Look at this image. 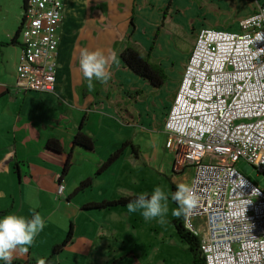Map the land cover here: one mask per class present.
<instances>
[{
	"label": "rangeland",
	"instance_id": "obj_1",
	"mask_svg": "<svg viewBox=\"0 0 264 264\" xmlns=\"http://www.w3.org/2000/svg\"><path fill=\"white\" fill-rule=\"evenodd\" d=\"M3 1V8L0 10V41L7 40L8 31L12 33L16 31L23 15V9L20 8L21 0ZM192 2L196 6L197 13V8L200 12L204 11L199 16L195 13V19H205L209 16L232 31L238 29L237 25L241 19L249 17L258 6L264 4V0H214L209 5L199 0ZM182 3L188 4V0H182ZM183 9L184 14L178 20L183 18L184 24L187 20L184 18L190 16L193 9L188 7ZM196 23L197 21L190 22L189 29H186L180 28L183 24L176 25L175 19L166 21L160 33V40L174 35L178 54L175 50L170 54L172 63L175 64L177 59L188 55L193 48L197 31L193 30L191 36L189 33L190 29L197 28ZM202 27L208 26L202 25ZM15 53L16 50L11 47L8 50L2 49L1 55L9 57L8 68L11 67ZM160 60L158 58L156 62ZM167 71L170 74L171 68H167ZM10 72L6 73L7 76L12 75ZM174 77L175 83L168 90L169 94L176 91V84L179 82L178 73ZM2 94L0 96V190L7 191L5 197L0 199V209H9L13 205L8 214L20 215L27 219L32 213L37 212L45 221L43 231L35 238L29 251L24 254L18 250L13 251L12 258H20L21 255L26 257L28 253L35 260L46 258L51 246L65 238L72 224V244L66 246L59 255L58 264H106L112 252L119 248L115 235L125 230L130 231L131 234L129 242L134 246L136 264H193L191 255L186 250L187 246L180 242L171 225L176 218L171 215L172 210L176 208L171 200L168 204L167 222L163 225L155 219L146 222L139 213L129 214L127 207L82 210L87 204L139 194L140 190L151 194L156 186L172 192L170 176L175 153L169 136L164 130L158 129L157 121L148 123L149 121L142 117L138 118L131 108L132 103L125 99L118 103L119 111L116 119L102 118L101 127L100 110L89 111L83 131L94 140V151L73 150L69 171L62 175L61 182H58L64 186V196L58 197L56 195L58 178L54 179V175L61 174L82 113L62 103L51 93L23 91L17 93L5 89ZM167 98L170 99L168 96ZM141 122L146 123L141 126ZM47 138H55L60 142L63 148L62 155L56 156L44 151V142ZM13 140L17 159L21 158L26 163L24 165L30 169L27 177L23 174L24 171L20 172L19 181L13 171V158L10 154ZM125 142L128 146L121 155L104 171H99L107 159ZM132 146L140 153L137 163L130 154ZM35 163L39 165L35 166ZM133 163L135 165H132ZM42 165L51 167L53 170L50 171L51 174L49 171H38V167L43 169ZM236 169L252 183L264 187V177L258 175L244 160L236 163ZM192 175V167L182 170L176 178V188L180 184L188 185ZM87 178L91 179L90 187L73 196V191ZM70 196L72 197L67 203L65 199ZM125 220L128 224L124 223ZM201 223L200 219L194 220L193 226L200 228ZM156 245L162 250L154 251ZM144 250H150L146 253V258L142 256Z\"/></svg>",
	"mask_w": 264,
	"mask_h": 264
},
{
	"label": "built area",
	"instance_id": "obj_2",
	"mask_svg": "<svg viewBox=\"0 0 264 264\" xmlns=\"http://www.w3.org/2000/svg\"><path fill=\"white\" fill-rule=\"evenodd\" d=\"M64 4L26 1L17 90L54 92ZM163 130L173 171L193 168L196 204L183 227L198 239L205 264H264V187L236 169L244 160L264 177V4L236 31L197 32ZM63 192L58 184L56 195Z\"/></svg>",
	"mask_w": 264,
	"mask_h": 264
},
{
	"label": "crops",
	"instance_id": "obj_3",
	"mask_svg": "<svg viewBox=\"0 0 264 264\" xmlns=\"http://www.w3.org/2000/svg\"><path fill=\"white\" fill-rule=\"evenodd\" d=\"M213 1L214 0H199V2H206L208 5L212 4ZM21 2L23 5L22 0ZM3 4L4 1L0 0V10L3 8ZM22 5L20 6L21 9ZM183 7L193 9L191 15L184 18L187 19L184 24L183 18L178 20V18L184 14ZM197 10L198 13L196 12V6L192 0H188V4H183L182 0H66L63 9V21L58 29V47L55 55V62L57 65L56 84L55 90L51 94L56 96L62 103L82 113V118L75 134L81 130L85 135L89 136L83 131L89 111L93 112L94 110H100L102 114L100 115V127L103 125L102 118L107 117L111 120L116 119L119 111L118 103L124 99L132 103L131 108L134 114H137L138 118L142 117L144 120L149 121L148 123L157 121L159 125L158 129L163 131L164 120L175 97L185 66L184 63H186L189 55L187 52L188 55H184L183 58L177 59L175 64L171 62L173 59L170 57V54L174 50L177 52L175 49L176 43L174 41V35L167 37L165 40V37L160 40V33L166 21L168 19H175L176 25L183 24L180 28L186 29H189L188 25L190 22L197 21V28L190 29V36L193 30L198 32L202 28L228 30L223 27L219 21L217 22L209 16L207 17L208 19H195V13H197V16L204 13V11L200 12L198 8ZM202 25L208 27H202ZM14 33L8 31V34H6L7 40L0 42L10 41ZM16 41L17 44L0 48V96L3 95L2 91L5 89L10 92L12 90L17 91V93L20 92L15 88V69L18 63L21 46L20 36ZM128 45L138 48L142 53H149L154 62H156L158 58L161 59L158 63L163 69L167 80L164 81L160 88H153L147 81L135 76L123 65L120 55ZM9 47L16 50L10 68L7 67L9 57L1 55L2 49L8 50ZM83 50L102 51L107 61L106 71L110 74V79L106 83L94 82L95 88L92 92L87 90L86 83L79 69L80 53ZM113 51L117 53V61L111 60V53ZM76 62H78V64H76ZM167 68H171L170 74H168ZM8 72L12 75L7 76L6 73ZM177 73L179 82L176 84V91L169 94L168 90L171 85H174L175 82H173V80ZM167 96L170 97V99L167 98ZM164 112L166 113L164 114ZM163 116L164 119L161 122ZM144 123L146 122H141V126ZM48 139L55 138H47L45 142ZM11 147L10 154L13 158V171L14 174L18 171L17 178L19 181L20 172L24 171L23 174L27 177L29 176L27 174H29L28 171H30V169L27 165H24L26 163H24L21 158L19 160L17 159V150H15L14 140ZM44 151L51 154L45 149ZM139 155L140 153L138 151H136L135 155L131 154L136 163ZM36 165L39 164L35 163V166ZM132 165H135V163ZM42 168L43 169L38 167V171H49V174H51L50 171H53L51 167H47L46 165H42ZM26 171L28 173H26ZM180 174L181 172L171 171L170 177L172 183L170 182V186L175 185L176 187V178ZM57 175L58 174L54 175V179ZM6 191L0 190V192L4 194ZM134 192L136 191L134 190ZM141 192L142 190L139 191V193ZM136 195L137 193L128 197H136ZM63 196L64 194L60 197ZM12 208L13 205L9 207V213ZM7 209L2 208L0 210ZM124 223L128 224V221L125 220ZM115 237L119 248L112 252L106 264H110L115 260L118 261L117 264H136L134 246L129 242V238L131 239L130 231L128 232L125 230L123 233L115 235ZM113 240H115V238ZM180 242L183 243L181 240ZM161 250L162 248L156 245L154 251L158 252ZM147 252H150V250H144L142 256L146 258ZM26 257L21 255L20 258H12V260L25 259ZM156 259H158V253H156Z\"/></svg>",
	"mask_w": 264,
	"mask_h": 264
},
{
	"label": "clouds",
	"instance_id": "obj_4",
	"mask_svg": "<svg viewBox=\"0 0 264 264\" xmlns=\"http://www.w3.org/2000/svg\"><path fill=\"white\" fill-rule=\"evenodd\" d=\"M111 60L117 61L115 51L111 53ZM106 63L105 56L100 50L81 51L79 69L89 92L94 90V82L106 83L110 79ZM4 196L5 194L0 192V199ZM169 200L177 205L171 212L174 217H187L189 210L196 204V197L186 184L178 185L175 192H167L156 186L151 194L147 192L137 194L136 198L127 204V212L139 213L146 222L155 219L163 225L167 222ZM44 227L45 221L39 213L33 214L30 219L16 214L0 217V262L12 264L13 251L27 253ZM39 264H45V261L41 259Z\"/></svg>",
	"mask_w": 264,
	"mask_h": 264
},
{
	"label": "trees",
	"instance_id": "obj_5",
	"mask_svg": "<svg viewBox=\"0 0 264 264\" xmlns=\"http://www.w3.org/2000/svg\"><path fill=\"white\" fill-rule=\"evenodd\" d=\"M23 5L22 9L24 12L25 3L27 0H22ZM24 20V13L22 16V19L20 21V24L18 25L12 39L9 41V43L0 42V48L7 47L9 45L17 44L16 39L20 36V32L22 30V22ZM121 61L123 65L131 71L135 76L143 79L144 81H147L150 86L153 88H160L164 81L167 80L166 75L163 72V69L161 68L159 63L154 62L149 53H142L139 49L135 48L134 46H126L125 49L122 51L120 55ZM128 143H123L121 147L116 150L108 159L107 161L102 165L101 169L99 171H104V169L112 163L115 159H117L122 151L127 148ZM95 145L94 140L85 135L81 130H79L75 136H73L72 142H71V148L69 152L66 155L65 163L62 167L61 174L57 175V185L61 183L62 175H65L70 168V161L72 157V152L74 149H80L85 152H92L94 151ZM44 149L47 152H50L53 155H62L63 154V148L60 144V142L57 139H48L44 144ZM137 149L132 146L131 147V154L135 155ZM173 170V169H172ZM18 171H16V175ZM99 172V173H101ZM98 173V174H99ZM91 185V179L87 178L84 181H82L79 186L73 191V196L77 193L83 191L84 189L90 187ZM64 187V186H63ZM172 192L176 191V187L174 185H171ZM58 196V195H57ZM59 197V196H58ZM72 196L69 198H66V202L71 199ZM136 197H119L116 200L113 201H102L100 203H90L85 205L82 210H90V209H96V210H106L110 208H117V207H125L127 204L134 200ZM176 207V203L172 202ZM9 213L8 210L0 211V217L7 215ZM37 212H34L31 214H35ZM31 216L27 219H30ZM171 225L173 226L176 235L178 238L186 244L187 246V252L191 255L192 263L193 264H205L203 257L201 256V253L199 251V242L198 239L190 234L188 231H186L183 227V216L176 217L172 222ZM72 237H73V227L72 224L70 225L67 234L65 238L57 243L51 246L49 255L42 259L45 261V264H58V257L64 250V248L72 243ZM40 260H35L32 257L29 256V253L27 254V257L25 259H14L12 260V264H39ZM118 261H113L110 264H117ZM2 264V262H0Z\"/></svg>",
	"mask_w": 264,
	"mask_h": 264
}]
</instances>
